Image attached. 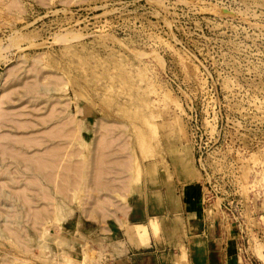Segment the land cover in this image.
<instances>
[{"label":"rangeland","instance_id":"374dc122","mask_svg":"<svg viewBox=\"0 0 264 264\" xmlns=\"http://www.w3.org/2000/svg\"><path fill=\"white\" fill-rule=\"evenodd\" d=\"M196 217L264 264V0H0V264H184Z\"/></svg>","mask_w":264,"mask_h":264},{"label":"crops","instance_id":"0c3cea01","mask_svg":"<svg viewBox=\"0 0 264 264\" xmlns=\"http://www.w3.org/2000/svg\"><path fill=\"white\" fill-rule=\"evenodd\" d=\"M193 189L194 188H192V187L188 188V192H186V193H188V194L191 193V195H193L191 192ZM196 218L197 219H195V220L199 222L197 225V229H196V231L190 230V234H188V235L189 236L191 235L192 237H194L195 235H198V236H200V237H198V239H202L201 242H202L203 246H204V243H207L209 245L206 244L204 246V249L199 250V251L196 250V252H194L193 251L194 250L193 242L190 243V241H188L187 244L184 246L187 247V251L189 250L188 252L190 253V255H188V254L186 255V261L184 264H262V263H257V261L258 262H260V261L257 258L254 259L255 257H253V256L252 257L237 256L236 253L234 251H232V250L236 249V245L238 244L237 238L235 236H231L229 233L225 234L222 230H219V232H216V231L210 232V231H208V229L205 228L204 221H202V223H201V219L199 217H196ZM130 225L128 226L129 230H131L130 227H132V230H134L133 227H135L136 233H138V235L140 236V232H139V228H138V226H140V224H138V223L132 224L131 223ZM193 228H194V226H193ZM74 229L76 231L77 237H74L72 241H74V240L77 241V239H80L83 241H88V240L91 241V236L90 237L86 236L84 233L83 227H79L78 223H75ZM187 232H189V231H187ZM205 235L208 237H205ZM203 237L206 240H204ZM261 237L263 238V236H261ZM234 238H235V240H234ZM210 247H212V250H209ZM206 249L208 250L207 252H206ZM210 253H212V255ZM262 257H264L263 254H262ZM174 260L175 261H170L169 263L170 264H178V258L175 257ZM179 263L183 264V261H180ZM165 264H167V262Z\"/></svg>","mask_w":264,"mask_h":264},{"label":"bare ground","instance_id":"6f19581e","mask_svg":"<svg viewBox=\"0 0 264 264\" xmlns=\"http://www.w3.org/2000/svg\"><path fill=\"white\" fill-rule=\"evenodd\" d=\"M35 88V87H34ZM60 138V137H59ZM76 138V137H75ZM10 140V139H9ZM19 144V143H18ZM27 144V143H26ZM173 147H175V146H173ZM171 149V148H170ZM172 150V149H171ZM171 150H170V152H171ZM167 152V151H166ZM169 153V152H168ZM45 154V153H44ZM55 154V153H54ZM171 154V153H170ZM21 156V155H20ZM156 156V155H155ZM171 156V155H170ZM26 157V156H25ZM152 157V156H151ZM173 157V156H172ZM176 157H177V155H176ZM173 160V159H172ZM178 160V159H177ZM180 161H181V159H180ZM23 162V161H22ZM32 163V162H31ZM186 163V162H185ZM41 164V163H40ZM181 164V163H180ZM128 168V167H127ZM183 171V170H182ZM180 176H182L183 178H187V176H186V174H185V172L183 171V172H180V174H179Z\"/></svg>","mask_w":264,"mask_h":264}]
</instances>
